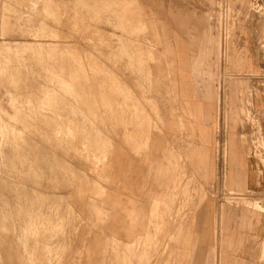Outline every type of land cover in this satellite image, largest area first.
I'll use <instances>...</instances> for the list:
<instances>
[{
  "label": "crops",
  "instance_id": "crops-1",
  "mask_svg": "<svg viewBox=\"0 0 264 264\" xmlns=\"http://www.w3.org/2000/svg\"><path fill=\"white\" fill-rule=\"evenodd\" d=\"M203 4L210 0H137L148 44L138 60L109 69L147 72L115 78L118 105L100 115L106 128L93 131L96 154L72 153L68 160L73 183L46 174L41 187L29 183L19 193L18 205L13 184L5 264H261L260 230L235 221L237 211L222 221L221 207L213 204L212 185L230 167V187H244L225 156L229 140L237 150L242 144L241 131L225 126L239 108V90L229 87L224 62L218 67V32ZM233 32L243 46L249 34L246 67L260 71L251 34L238 23ZM251 88L253 115L264 121L263 88ZM105 148L103 164H91L89 157ZM247 166L253 172L247 187L258 192L264 172L259 175L252 160Z\"/></svg>",
  "mask_w": 264,
  "mask_h": 264
},
{
  "label": "rangeland",
  "instance_id": "rangeland-1",
  "mask_svg": "<svg viewBox=\"0 0 264 264\" xmlns=\"http://www.w3.org/2000/svg\"><path fill=\"white\" fill-rule=\"evenodd\" d=\"M234 3L210 0L202 6L218 32V67L224 62L229 87L239 90V108L233 119L227 116L225 126L241 131L242 146L237 150L234 140H229L225 156L234 164L235 181L244 187L239 191L230 187V167L212 185L213 204L221 207L222 221L227 211H237L241 214L235 221L248 222L252 232L260 230L259 261L264 264V187L258 192L247 187L253 176L249 160L259 175L264 172V121L253 115L251 88L256 84L264 92V0H248L245 6ZM234 23L246 28L258 45L260 71L246 67L251 38L248 34L243 46L240 35L232 33ZM147 42L137 0H0V264L6 263L4 242L11 234L13 184L18 205L19 193L29 183L41 187L46 174L55 181L77 179L68 160L72 153L96 154L93 131L106 128L100 115L107 116L118 105L115 78L147 72L109 67L138 60L140 47ZM6 45L17 52L9 53ZM117 47L135 53H118ZM124 98L130 102L129 95ZM234 151L238 156H233ZM106 154L107 148L94 159L89 157V162L100 166ZM51 264H60V259Z\"/></svg>",
  "mask_w": 264,
  "mask_h": 264
},
{
  "label": "bare ground",
  "instance_id": "bare-ground-1",
  "mask_svg": "<svg viewBox=\"0 0 264 264\" xmlns=\"http://www.w3.org/2000/svg\"><path fill=\"white\" fill-rule=\"evenodd\" d=\"M24 3V2H23ZM16 12V11H15ZM4 16V15H3ZM56 16V15H55ZM37 23V22H36ZM39 25V24H38ZM37 32V31H36ZM53 35V34H52ZM11 43V42H10ZM26 43V42H25ZM28 43V42H27ZM7 44V43H6ZM33 44V43H32ZM67 44V43H66ZM75 44V43H74ZM36 46V45H35ZM4 47V46H3ZM6 47V51H8L9 53L10 52H12V50H13V47L11 46V45H6L5 46ZM20 50H21V48H19ZM2 50H4V49H2ZM20 50H18V51H20ZM16 50L14 49L13 50V52L12 53H14ZM17 52V51H16ZM21 52V51H20ZM7 54V53H6ZM11 55V54H10ZM8 56V55H7ZM29 56V55H28ZM13 57V56H12ZM31 57V56H30ZM22 59V58H21ZM9 60V59H8ZM34 60H36V59H34ZM66 62V61H65ZM9 63V62H8ZM15 63H17L16 61H15ZM19 64V63H18ZM23 64V63H22ZM1 66V65H0ZM5 67V66H4ZM15 67V66H14ZM2 68V67H1ZM5 69V68H4ZM60 69V68H59ZM6 70H8L9 71V68L8 69H6ZM5 70V71H6ZM4 70H3V73L5 72ZM6 74H8V73H6ZM11 75V74H10ZM17 75V74H16ZM72 75V74H71ZM14 76V78H15V75H13ZM71 77H73V76H71ZM30 79V78H29ZM7 80V79H6ZM8 81V80H7ZM14 81V80H13ZM36 81V80H35ZM4 82V81H3ZM3 82H1V83H3ZM11 83V82H10ZM15 83V82H14ZM37 84V83H36ZM7 85V84H6ZM9 87V86H8ZM11 92V91H10ZM40 96V95H39ZM28 97V96H27ZM31 102V101H30ZM9 112V111H8ZM54 120V119H53ZM227 154H228V152H227ZM64 160V159H63ZM260 208V207H259ZM144 249V248H143ZM139 257H140V254H139ZM141 259V258H140ZM142 262V261H141ZM140 263V262H139ZM145 264V263H144Z\"/></svg>",
  "mask_w": 264,
  "mask_h": 264
}]
</instances>
